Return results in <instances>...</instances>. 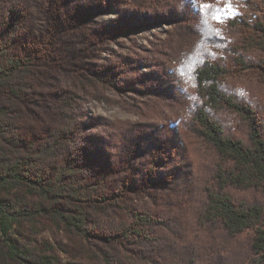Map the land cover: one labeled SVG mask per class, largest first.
Here are the masks:
<instances>
[{"label": "rangeland", "instance_id": "obj_1", "mask_svg": "<svg viewBox=\"0 0 264 264\" xmlns=\"http://www.w3.org/2000/svg\"><path fill=\"white\" fill-rule=\"evenodd\" d=\"M196 3L221 9L230 3L237 14L218 23L212 12L194 11L191 0H0V17L17 28L10 39L8 25L1 27L0 42L32 72L31 89L11 104L18 133L38 147L68 129L65 144L62 140L44 167L62 161L66 150L77 158L90 152L105 182L89 194L99 199L120 193L117 203L126 212H147L165 222L168 228L157 231L164 238L169 227L192 222V210L221 163L192 131L197 97L186 71L193 64L181 70L180 51L188 54L187 43L198 30L209 29L202 48L208 39L207 56L224 69L225 90L250 108L264 134V0ZM194 51L192 59L202 53ZM7 99L0 89V102ZM221 119L226 134L245 137L241 114L228 109ZM97 223L95 232L109 231L107 218ZM13 230L26 249L61 263L102 264L95 246L47 218ZM199 238L208 255L218 252L219 235L201 227ZM151 258L164 259L161 250ZM135 260L128 264H140ZM0 264L21 263L0 249Z\"/></svg>", "mask_w": 264, "mask_h": 264}, {"label": "trees", "instance_id": "obj_2", "mask_svg": "<svg viewBox=\"0 0 264 264\" xmlns=\"http://www.w3.org/2000/svg\"><path fill=\"white\" fill-rule=\"evenodd\" d=\"M7 25L12 39L15 24L0 17V28ZM207 30H198L196 38L187 43L188 54L181 50L179 56L185 57L182 72L186 71L185 65L193 64L186 71L197 97L192 109V131L212 146L221 163L213 183L205 188L192 210V222L182 228L169 227L165 238L157 234L159 229L168 228L165 222L152 219L147 212H126L117 203L122 198L120 193H106L99 199L89 194L94 186L105 182L90 152L77 158L66 150L62 161L54 159L44 167L62 140L65 144L68 129L59 130L56 138L38 147L18 133L13 124L18 117L14 118L11 104L31 89L32 72L26 62L5 49L7 42H0V89L9 95L7 101L0 102V249L10 259L21 264H84L61 263L54 256L26 249L15 235L14 225L47 218L95 246V256L102 264H128L134 258L140 264H264V134L250 108L225 90L224 69L207 56L211 45L208 39L203 42L206 49L202 48L203 38L210 35ZM202 33L206 36L201 38ZM193 49L202 53L192 59ZM228 109L242 115L246 124L244 138L226 134L221 114ZM36 163H41L40 168ZM236 191L243 195L237 198ZM30 197L41 201L29 202ZM124 211L128 220L121 215ZM103 217L110 222V228L106 234H99L94 227ZM201 227L219 235L218 252L206 253L199 238ZM155 250L162 251L163 261L151 258Z\"/></svg>", "mask_w": 264, "mask_h": 264}, {"label": "snow or ice", "instance_id": "obj_3", "mask_svg": "<svg viewBox=\"0 0 264 264\" xmlns=\"http://www.w3.org/2000/svg\"><path fill=\"white\" fill-rule=\"evenodd\" d=\"M191 3L193 4V10L198 13L212 12V19L216 20L218 23L222 22L223 19L231 18L232 16L237 14L236 10L232 8L230 3L225 4V7L223 9L214 8L213 5L208 3L197 4L196 0H191ZM203 22L207 23L206 20H204ZM241 94L243 93L241 92Z\"/></svg>", "mask_w": 264, "mask_h": 264}]
</instances>
